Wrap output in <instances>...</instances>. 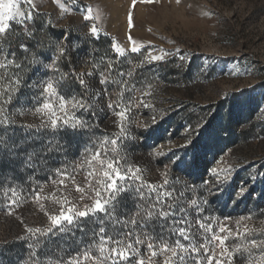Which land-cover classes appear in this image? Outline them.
<instances>
[{
    "label": "rangeland",
    "instance_id": "rangeland-1",
    "mask_svg": "<svg viewBox=\"0 0 264 264\" xmlns=\"http://www.w3.org/2000/svg\"><path fill=\"white\" fill-rule=\"evenodd\" d=\"M20 6L26 14L32 11L33 18L23 25L10 22L9 39L0 47L7 52L10 42L17 58L20 42L36 43L28 39L27 30L41 41V47L32 51L47 63L56 55L57 44L66 46L68 54L57 61L60 69L68 73L62 87L66 95L75 92L83 97L88 111L81 109L76 115L82 116L89 127L75 136L59 134L63 141L72 140L75 147L66 145V152L57 153L60 158L50 164V172L29 175L9 171L4 166L5 159H0V213L11 202L24 211L22 215L12 211L0 216V239L13 228L22 231L31 218L41 222L47 211L58 209L57 199L67 197L80 200V205L87 204L89 200L80 199L76 185L88 191L86 173L90 169L82 162L96 142L104 138L118 139L119 147L109 144L117 148L110 155L118 156L126 166L138 167L144 182L162 186L167 179L166 187L176 189L174 196L184 193L181 199L186 206L191 199L207 201L200 215L212 225V232L222 236L224 233L218 229L224 226L233 234L237 230L244 234L243 241L230 238L226 245L264 239V0H32L30 5L21 0ZM88 15L91 18L85 19ZM92 26L96 34L90 31ZM132 41L138 47L135 53L131 52ZM114 45L124 49L125 54L117 53ZM162 52L169 55L162 61L150 62L149 53ZM28 59H32L31 52ZM175 63L180 69L186 67V80L195 83H172L168 68ZM12 71L15 69L10 68L9 73ZM121 72L125 73L123 77ZM22 75L26 86L21 87L8 109L18 125H29L31 130L25 132L17 127L14 131L24 137H49L53 135L50 130L36 132L47 119L35 111L37 102L32 99L40 89L27 85L34 78L47 79L58 73L38 64L28 65ZM78 78L85 80L87 88H82ZM101 79L105 84H100ZM122 80L127 81L126 86L118 83ZM122 88L125 90L121 93ZM126 107L128 111L121 118L117 113ZM194 112L202 120L191 126L188 116ZM246 117L256 123L253 139L238 143L229 140V131ZM221 122L229 128H222ZM65 164L74 182L68 179L59 183L58 189H53L58 187V180L50 188H24L31 179L53 177L55 170ZM224 170H228V179L215 190L217 185L210 182L217 175L223 179ZM205 182H209L207 186ZM208 188L214 191L210 194ZM241 188L247 189L244 195H238ZM37 192L42 197L39 201L35 200ZM123 198L131 209L129 193ZM189 211L195 220L196 213L192 208ZM156 231H160L159 227ZM193 231H201L199 225L194 223ZM80 235L75 231L64 240L58 236L41 253L54 260L75 252ZM206 235L211 238V233ZM196 241L204 242L199 235ZM58 247L67 250L60 253L56 251ZM193 255L203 256V249ZM211 255L209 246L208 256ZM235 264H243L239 254Z\"/></svg>",
    "mask_w": 264,
    "mask_h": 264
},
{
    "label": "snow or ice",
    "instance_id": "snow-or-ice-1",
    "mask_svg": "<svg viewBox=\"0 0 264 264\" xmlns=\"http://www.w3.org/2000/svg\"><path fill=\"white\" fill-rule=\"evenodd\" d=\"M24 2L30 5L32 0H24ZM20 4L21 0H0V43L9 39L8 34L12 30L10 22L15 21L23 25L25 20L33 18L32 11L26 14ZM90 18V15L85 17V19ZM129 19L131 24V17ZM90 31L93 34L97 33L95 26H92ZM26 34L28 39H35L36 43L35 45L19 43L20 52L25 54L23 59L16 58V52L11 50L10 42L7 52L0 47V57H2L0 59V159L19 161L18 171L32 175L48 165L51 154L67 151L66 142L63 141L60 133L75 136L87 131L89 124L82 116L76 115L81 109L88 111L83 97L77 96L75 92L70 96L66 95V89L62 87V83L68 78V73L60 69L57 61L68 54L67 47L57 44L56 55L45 63L32 51L33 48L41 47V41L27 30ZM129 39L131 40V37ZM113 47L121 56L125 54L124 49L116 45ZM137 51L138 47L135 41H132L131 52ZM30 52L32 59L29 60ZM148 55L150 62H156L162 61L169 53ZM38 64L58 73L47 79L34 78L33 82L27 85L40 89L32 99L37 102L35 111L47 118L36 128V132L47 129L53 135L49 137L26 135L17 142L14 129L20 127L25 132H29L31 126L18 125L12 118L8 105L18 97L21 87L26 86L22 75L25 68L28 65L35 67ZM111 67L109 64V68ZM10 68H14L15 71L9 73ZM124 75L125 73H120L121 77ZM128 75L131 73L129 72ZM78 83L82 88H87L84 79L78 78ZM118 83L127 85L126 80ZM100 84H105V80L101 79ZM124 90L122 88L121 93ZM108 106L113 107L111 103ZM127 111L126 107L117 115L124 118ZM121 132H123L122 126ZM38 140L44 141L39 147L30 143ZM188 143L191 141L189 140ZM109 144L118 146V139L104 138L102 141H97L94 149L90 154L85 155L82 162L90 169L86 173L88 191L79 185H76V191L81 193V200L86 198L91 203L80 207L67 197L57 199L56 203L60 205V211L59 214L48 215V226L26 227V235L18 238L27 241L29 249L27 260L22 261L21 264H121V262L123 264H190L191 261L195 264H205V261L206 264H212L213 260L215 264H235L237 254L240 255L243 264H264V239H251L231 246L226 245L225 242L230 238H239L243 241L244 234L239 230L233 234L232 229H226L224 226L218 229V232L224 235L212 232V225L200 215L203 204L207 201L198 202L197 199H191L186 206L185 200L181 199L184 193L174 196L176 189L170 190L166 187L167 179L162 186L144 182L138 167L126 166L118 156L110 155L115 153L117 148H110ZM55 174L62 177L58 181L60 184H64L68 179L74 182V177H70L66 170L57 168ZM227 179L228 170H224L223 179L217 175L216 180L210 183L216 184L215 190H218ZM52 182L57 183L56 180ZM205 183L207 186L209 182ZM208 191L211 194L214 189L208 188ZM246 192V188H241L238 195H244ZM125 193H129V198L133 201L131 209L125 206L126 201L123 198ZM41 198L37 192L35 200L39 201ZM189 208L196 213L195 220ZM194 223L199 225L201 231H193ZM157 227L160 229L159 232L156 231ZM75 231L81 233L80 237L76 238L77 251L60 255L54 260L52 257L42 255V249L45 252L48 250L45 245H52L53 240L58 236L61 240L70 239ZM207 233H211V238L206 235ZM198 235L203 237V243L196 241ZM172 236L176 238L173 240ZM183 241L188 243L185 244ZM213 241H218V244H213ZM209 246L212 248L211 256H208ZM141 247L144 248L143 253ZM201 249L203 256L193 255L198 254ZM66 250V247L56 249L60 253H65ZM243 253H247V256L244 257Z\"/></svg>",
    "mask_w": 264,
    "mask_h": 264
},
{
    "label": "trees",
    "instance_id": "trees-1",
    "mask_svg": "<svg viewBox=\"0 0 264 264\" xmlns=\"http://www.w3.org/2000/svg\"><path fill=\"white\" fill-rule=\"evenodd\" d=\"M100 44V43H98ZM22 54L24 55V53L18 51L17 52V58H20L22 57ZM30 54V53H29ZM28 54V55H29ZM184 70V71H183ZM186 70L187 68L186 67H180L179 66H176V63L175 64H171L170 67L168 68V71L169 73L172 75L171 77V82L176 84V85H186V84H192V83H195L191 80L187 81L186 78H187V74H186ZM250 118L249 117H246L243 121H239L235 124L236 128L232 129L229 131L228 133V139L229 140H232V141H235L236 143L238 142H247L249 141L250 139H253L255 133L257 132L256 130V123L249 120ZM202 120V117L200 114H197V113H193L191 115L188 116V122L189 124L192 126V125H195L197 124L199 121ZM220 126L222 128H229V127H226V125H224V122H221L220 123ZM229 130V129H228ZM24 134H17L15 139H23ZM26 136V135H25ZM66 141V145L67 147L71 148V147H75V144H73L72 140L70 139H65ZM32 144H35L36 147H39L40 143H43V141H36L35 143L34 142H30ZM60 157L58 156V154H53L50 156L49 158V162H48V165L43 168L42 170H39L41 172H50V164L51 163H54L55 161H57ZM6 163H4L5 165V168H7L9 171L11 170H14V171H18V165H16V162L17 161H8L7 159H5ZM19 172V171H18ZM23 173V172H22ZM12 251H14V248L12 247H8L6 248L1 255H5L6 257V254L9 255L10 253H12Z\"/></svg>",
    "mask_w": 264,
    "mask_h": 264
},
{
    "label": "built area",
    "instance_id": "built-area-1",
    "mask_svg": "<svg viewBox=\"0 0 264 264\" xmlns=\"http://www.w3.org/2000/svg\"><path fill=\"white\" fill-rule=\"evenodd\" d=\"M68 165H73V163L72 164H68ZM66 166L67 165L65 164L64 168H60V169L66 170L65 169ZM44 179L45 180H34V179H31V181H29V183H28L29 185H25L24 188H28L29 186L42 187V188L48 187V188H50V180H58L59 181L61 179V177L56 176V174L54 172V176L53 177L50 176L49 178H44ZM58 188H59V182H58V187L57 188H53V189H58ZM24 194H27V193H24ZM71 202L73 204H76L77 206H80V200H75V201H71ZM88 203H91V202L88 201ZM80 207H82V206H80ZM12 211H19V215H22V213L24 212V211H22L21 207L18 206L17 203L11 202V203H9L7 205V209H5L3 212L0 213V216H4L5 213H10ZM59 211H60V205L58 204V211H56V212H48L47 211V220L45 222L36 223V224H34V226H26V227L27 228H36V227L46 228L48 226V224H49L48 215L59 214ZM36 212H39V211L37 210ZM26 227H22V236L26 235V232H25ZM19 237H21V236H15V241H8V242H1L0 241V248L6 249V248H8V246H10V244L24 243V244H26V251H24V253H22L21 255H23V261H26L27 260V254L29 252V249L27 247V241L20 240V239H18Z\"/></svg>",
    "mask_w": 264,
    "mask_h": 264
},
{
    "label": "bare ground",
    "instance_id": "bare-ground-1",
    "mask_svg": "<svg viewBox=\"0 0 264 264\" xmlns=\"http://www.w3.org/2000/svg\"><path fill=\"white\" fill-rule=\"evenodd\" d=\"M52 183L53 182L50 183V186L52 185ZM83 205H80V206H83ZM56 211H58V209L54 210V212H56ZM36 215H38V213H36ZM43 218L44 219L41 222H35L34 219L31 218L30 222L26 221L25 227L26 226H34V224H36V223L45 222L47 220V212L43 215ZM17 220L18 219L15 218V221H17ZM3 223L5 224V223H7V221H4ZM8 231L10 232V230H8ZM15 236H22V231H17L13 228V230L10 232V234L8 236L6 235L5 238L0 239V241L1 242L15 241ZM8 247L14 248V251H12V253H10L9 255L6 254V257H5V255H1L5 249L0 248V264H21V262L23 261V255H21V254L24 253V251H26V244L16 243V244H10V246H8Z\"/></svg>",
    "mask_w": 264,
    "mask_h": 264
}]
</instances>
